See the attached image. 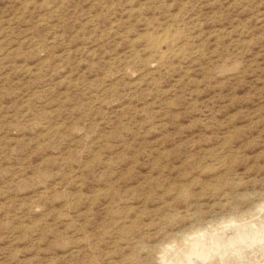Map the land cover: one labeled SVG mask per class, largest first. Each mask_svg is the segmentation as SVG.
Segmentation results:
<instances>
[{"label":"rangeland","instance_id":"obj_1","mask_svg":"<svg viewBox=\"0 0 264 264\" xmlns=\"http://www.w3.org/2000/svg\"><path fill=\"white\" fill-rule=\"evenodd\" d=\"M263 218L264 0H0V264H256Z\"/></svg>","mask_w":264,"mask_h":264},{"label":"bare ground","instance_id":"obj_2","mask_svg":"<svg viewBox=\"0 0 264 264\" xmlns=\"http://www.w3.org/2000/svg\"><path fill=\"white\" fill-rule=\"evenodd\" d=\"M264 219V218H263ZM245 226V225H244ZM230 229H236V227L234 228V227H230ZM237 231V230H236ZM253 231V230H252ZM224 232V231H223ZM231 232H232V230H231ZM250 232H251V230H250ZM236 233V232H235ZM262 233V232H261ZM237 234V233H236ZM236 234H234L235 236H236ZM249 235V234H248ZM222 236V235H221ZM220 236V237H221ZM228 236V235H227ZM233 236V235H232ZM237 236H238V234H237ZM225 237V236H224ZM229 237V236H228ZM250 237V236H249ZM249 237H247V238H249ZM212 238V237H211ZM251 238H252V236H251ZM255 238V237H254ZM213 239V238H212ZM240 238H238V240H239ZM250 239V238H249ZM257 239V238H256ZM259 239V238H258ZM201 240V239H200ZM224 240V239H223ZM228 240V239H227ZM254 240V239H253ZM252 240V241H253ZM210 241V240H209ZM208 241V242H209ZM240 241V240H239ZM239 241H237V244H238V242ZM229 242H230V240H229ZM229 242H227V241H224V243H223V245H222V243H221V245H219V246H217V249H218V251L217 250H215V251H217V254H215L216 252L214 251V250H210L211 252H215L214 254H215V256L218 258V259H220V260H218V261H211L210 259L212 258L213 259V257L214 256H209L208 258L207 257H205L206 258V261H205V263H203V264H223L222 263V260H223V258L227 255L226 253H231V257H233L234 255H236V254H238V252H239V248L238 247H233V246H228L227 244H229ZM242 241H240V243H241ZM244 242V241H243ZM213 243V242H212ZM236 243V242H235ZM235 243H233V244H235ZM247 242H246V240H245V243H243V244H246ZM258 243H260V242H252V244H250V246H252L253 244H257L258 245ZM200 244V243H199ZM199 244H197V243H195L194 241H193V243H191L189 246H188V249H192L193 247H199L198 245ZM211 244V243H210ZM219 244V243H218ZM242 244V243H241ZM247 246H248V244H246ZM245 245V246H246ZM263 245V244H262ZM237 246V245H236ZM264 246V245H263ZM220 247V248H219ZM200 248V247H199ZM175 249V248H174ZM215 249V248H214ZM241 249V248H240ZM243 250H245V249H243ZM243 250H241V251H243ZM183 251V250H182ZM182 251H177L178 253H181ZM186 251V250H185ZM188 251V250H187ZM189 251H191V250H189ZM219 252V253H218ZM208 253H210V252H206V253H204V255L205 254H208ZM230 253H229V255H230ZM260 254V253H259ZM263 254V253H262ZM209 255V254H208ZM241 256V255H240ZM243 256V255H242ZM262 256V255H261ZM179 257H180V255H179ZM235 257H237V256H235ZM260 257V256H259ZM187 258V257H186ZM170 259V258H169ZM171 259H173V258H171ZM197 259H199V258H197ZM225 259V258H224ZM240 259V258H239ZM242 259V258H241ZM240 259V260H241ZM183 260V259H182ZM201 260H202V257H201ZM260 260H264V258L263 259H257V262H256V264L257 263H259V262H261ZM173 261V260H172ZM189 261V260H188ZM251 261H253V260H250L249 262H247V263H242V264H255V262H251ZM254 261H256V258H255V260ZM191 262V261H190ZM190 262H189V264H190ZM197 263H198V261H196ZM187 263V262H186ZM193 263V262H192ZM184 264V263H183Z\"/></svg>","mask_w":264,"mask_h":264}]
</instances>
